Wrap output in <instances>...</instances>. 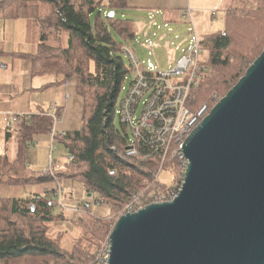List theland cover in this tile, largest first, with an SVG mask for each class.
Wrapping results in <instances>:
<instances>
[{
	"label": "trees",
	"instance_id": "1",
	"mask_svg": "<svg viewBox=\"0 0 264 264\" xmlns=\"http://www.w3.org/2000/svg\"><path fill=\"white\" fill-rule=\"evenodd\" d=\"M234 2L225 12L223 31L200 38L207 72L189 94L192 110L214 95L224 97L264 49V0ZM127 9L128 0H0V19L31 20L40 31L35 51L17 54L31 62V76L51 74L73 81L82 102L79 129L54 136L66 148L67 159L53 176L30 169L25 158L35 135L52 132L53 118L46 112L21 117L14 128L16 157L0 154V185L38 186L58 178L79 183L86 199L75 205L80 211L74 220L84 235L67 250L48 235L49 226L64 218V210L55 206L50 193L24 199L0 197V264H94L130 197L153 190L146 191L149 185L164 190L153 179L158 161L125 156V128L114 124L131 73L123 49L134 45L138 33L134 20L120 16ZM44 27L54 35L52 44ZM167 165L177 173L176 183L182 170L176 163ZM94 203L106 206L108 215H89L87 209Z\"/></svg>",
	"mask_w": 264,
	"mask_h": 264
},
{
	"label": "water",
	"instance_id": "2",
	"mask_svg": "<svg viewBox=\"0 0 264 264\" xmlns=\"http://www.w3.org/2000/svg\"><path fill=\"white\" fill-rule=\"evenodd\" d=\"M182 154L177 196L119 216L107 264H264V49Z\"/></svg>",
	"mask_w": 264,
	"mask_h": 264
},
{
	"label": "built area",
	"instance_id": "3",
	"mask_svg": "<svg viewBox=\"0 0 264 264\" xmlns=\"http://www.w3.org/2000/svg\"><path fill=\"white\" fill-rule=\"evenodd\" d=\"M156 15H158L157 12L152 13L148 19L155 21ZM181 18L183 21L191 22L187 29V45L182 49H180V43L179 46L174 47V51H179L180 56L173 61V66L169 70L159 71L150 61L148 64L140 61L132 45L123 49L131 66V73L125 79L126 85L122 89L123 95L119 99L115 115L120 125L125 128L127 136L126 148L128 149H125V156L140 161L157 160L158 169L153 173L155 182L159 180L167 162L178 164L182 175L176 183L163 191H156L155 186L149 185L146 191L151 188L153 190L145 194L132 195L119 216L137 212L150 204L170 202L177 196L187 166V160L182 154L183 145L210 111L207 103L196 110L190 109L187 104L190 92L197 86L201 76L207 72V68L202 62L203 51L200 37L195 30L190 11L186 10ZM163 28L170 33L172 24L164 22ZM174 40L178 41L179 36L175 35ZM136 43L137 39L134 41V44ZM144 44L151 48V43L145 41ZM148 55L151 56L152 53L149 52ZM212 100L215 101L216 97ZM50 116L53 118V123L58 122L54 115ZM4 120L6 127L13 129L20 125L21 116L6 114ZM55 135L63 136L53 129L49 134L50 148L54 146ZM55 170L57 166L50 160L44 174L53 176ZM52 184L53 187L49 193L55 206L69 212L70 215H76L80 208L68 206L61 181L54 178ZM108 258L109 243L101 249L94 264H107Z\"/></svg>",
	"mask_w": 264,
	"mask_h": 264
},
{
	"label": "rangeland",
	"instance_id": "4",
	"mask_svg": "<svg viewBox=\"0 0 264 264\" xmlns=\"http://www.w3.org/2000/svg\"><path fill=\"white\" fill-rule=\"evenodd\" d=\"M187 2L189 3L188 5L185 0L184 8L186 10L191 11L190 13H191L192 22L195 26V30L199 37L208 34H216L222 32L224 28L225 12L230 7L235 6L234 0H187ZM201 9H209V11H202ZM120 16L123 18L133 19L138 25V30L140 29L141 25H143L142 29H140L139 32L137 33V43L133 45L134 46L133 50L135 51L137 58L140 61H143L146 64H148V61H150L152 66L159 71L169 70L170 67L173 66V61L177 60L178 57L180 56L179 51L178 52L174 51L175 46H179L180 43L181 44L180 49H182L187 45V40H186V36H188L187 29L191 25V22H189L188 20L179 21L178 22L179 25L172 24V31L168 33L167 30L163 28L164 22L161 20V17L160 19L156 18L154 21V20H149L147 16L141 19L140 17L130 16L126 12H123L122 15ZM18 20L19 21H17V24H26L27 28L23 29L21 25H18L20 26L19 27L20 30L26 35L22 40V44H23L22 46H19L17 43V49H26L27 50L26 52L31 53L33 50L37 48L39 42L38 39H40V31L34 25L33 21L27 19H18ZM43 29L44 32L47 34L48 43L52 44L55 41L54 35L46 32L48 28L44 27ZM17 35L20 37L22 36L18 28H17ZM175 35L179 36L178 41L174 40ZM145 41H147V43H151V48L144 44ZM32 44L34 46H32ZM149 52L152 53L151 56L148 55ZM124 59L127 63L125 57ZM44 76H54V75L46 74ZM124 85H126V83ZM122 95L123 93H121V97ZM214 97H216L215 101L212 100ZM219 100L220 98L214 95L211 98V100L205 103H207V105L211 109ZM46 107L44 109H46ZM43 112L49 113L51 112V108H48ZM3 114H8L11 116L13 115L21 116V114H15L9 112H5ZM52 115H55V113H53ZM55 124L56 123H54L53 125L54 130H56V132L59 133L58 130L56 129ZM114 124L117 128H120L121 126L120 121L116 115L114 116ZM0 138H1L0 140L2 141V144L0 145L3 146V150L2 151L0 150V154L3 153L7 154L9 158L14 159L17 154V137L16 136L12 137V139L7 142V140L4 138V134L0 133ZM25 154H26L25 155L26 165L29 166L30 169L39 172L45 171L48 168L50 160L51 162H53L54 165L60 168L63 166V164L66 162L67 159V150L61 142L54 141V146L50 148L49 134L35 135L32 141L30 142L28 148L26 149ZM176 174L177 173L172 168H170L169 165L164 167V169L162 170L159 176V183L163 185L164 190L167 187L173 185V181L175 179ZM65 182L66 181H61L62 186ZM52 183L43 184L49 187L48 189H44V192H41L40 191L41 188L37 185L28 186V187H18L17 189L12 187H4L3 185L2 186L0 185V189L1 190L4 189L6 191L7 198H12V197L20 198V195H23L22 192H24V190L34 191V192L38 191L39 194H43V195L47 194L53 187ZM75 183L79 184L77 182ZM25 197L26 196H23L21 198H25ZM82 197L84 198L83 193H82ZM82 203H84V201H82ZM87 210L89 212V215L91 214V216L94 215L97 217H105L108 215V208L102 205L99 206L91 205L90 210L89 209ZM63 212H64L63 222L60 221L51 224L48 228V235L52 239L60 243V245H62L65 249L69 250L70 245L74 242H77L79 237L81 235H84V233L81 232V228L76 226V222L74 224L75 217L73 218L69 217L68 215L69 212H65V211ZM119 215L117 216V218L119 217ZM107 243H108V238L106 239L104 244L102 243L103 244L102 248Z\"/></svg>",
	"mask_w": 264,
	"mask_h": 264
},
{
	"label": "crops",
	"instance_id": "5",
	"mask_svg": "<svg viewBox=\"0 0 264 264\" xmlns=\"http://www.w3.org/2000/svg\"><path fill=\"white\" fill-rule=\"evenodd\" d=\"M186 3L189 4L187 0ZM184 4L185 0H128V9L125 12L130 16L140 17L141 19L148 16L149 13L157 12L158 16L162 17L161 20L171 21L173 25H179L178 22L183 21L181 17L186 11ZM201 10L209 11V9ZM17 21L19 20L5 21L0 19V133L4 134L7 142L12 137H17L16 129L6 127L4 120L6 114L3 113L9 112L21 114V117H31L39 115L48 108H51L49 115L56 113L58 117V122L55 125L59 133L76 131L80 127L82 102L76 95L74 82L71 80L62 81L61 77L57 76H31V62L17 55L28 54L26 49H17V43L22 46V40L26 35L18 25H21L23 29L27 26L26 24H17ZM142 26L140 29H142ZM17 28L22 34L21 37L17 35ZM136 30L139 32L138 25ZM32 46L34 45L32 44ZM34 51L29 52L33 53ZM45 107L46 109H44ZM0 144H2L1 140ZM0 150H3L1 145ZM38 186L41 188V192L49 188L47 185ZM4 187L18 188L14 186ZM63 188L69 206L72 207L86 201L82 197L83 192L80 190V184L66 181ZM22 193L23 195H20V198H12L24 199L21 197L43 195L39 194L38 191L24 190ZM0 197L7 198L4 189H0ZM68 215L72 218L76 217V215L71 216L69 213Z\"/></svg>",
	"mask_w": 264,
	"mask_h": 264
}]
</instances>
